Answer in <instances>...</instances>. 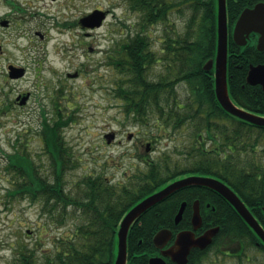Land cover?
<instances>
[{"label":"trees","instance_id":"1","mask_svg":"<svg viewBox=\"0 0 264 264\" xmlns=\"http://www.w3.org/2000/svg\"><path fill=\"white\" fill-rule=\"evenodd\" d=\"M260 1L264 0H227L230 30L244 8ZM129 4L140 19L135 32L108 54V63L118 72L114 95L123 101L127 120L132 118L135 124L156 128L158 136L186 128L187 138L157 158L147 155L143 158L146 168L135 165V171L123 182H113L102 174L85 175L70 191L63 174L74 163L70 164L71 150L63 130L73 117L62 116L57 108V117L42 118L40 135L50 162L48 171L37 158L39 154L36 157L28 149L15 146L6 153V170L13 177L8 193L43 203V213L47 212L48 217L41 233H47L53 224L61 228L69 216L79 220L65 235L53 236V248L41 254L35 247L20 244L10 264H115L121 218L170 180L190 173L221 178L264 225V162L257 154L264 126L224 110L215 94L214 71L203 68L207 60L216 57L217 0H129ZM173 10L183 20V31L166 26L162 46L155 51L150 28L169 20ZM250 36L247 46H239L229 38L228 89L238 106L264 116V90L259 84H248L245 78L251 63H264V51L256 47L258 35ZM158 65L159 71L153 72ZM180 84H185L184 94L178 91ZM194 190L187 187L170 195L134 223L128 234L130 264H147L149 256L158 252L152 237L162 227L176 230L178 205L182 200L192 203L197 196ZM213 192L208 193L216 198L218 193ZM201 198L207 197L201 194ZM224 201L225 216L221 213L222 202L216 203V220L211 224L219 225L220 230L212 244L205 250L192 249L187 264H203L210 250L222 253V247L232 242L241 247L239 264L247 248L264 254V244L255 231L234 206ZM207 223L205 219L204 227ZM190 225L185 219L179 223L180 227Z\"/></svg>","mask_w":264,"mask_h":264},{"label":"rangeland","instance_id":"2","mask_svg":"<svg viewBox=\"0 0 264 264\" xmlns=\"http://www.w3.org/2000/svg\"><path fill=\"white\" fill-rule=\"evenodd\" d=\"M16 1L25 10V17L19 19L21 13H17L18 24L0 33V264H10L16 248L23 243L35 247L38 254L53 248V236L65 235L79 220L69 216L61 228L53 224L47 233H41L48 217L43 213V203L8 193L13 177L6 170V153L15 146L28 149L36 157L39 154L37 158L48 171L50 162L40 135L42 118L57 117V108L62 116L73 117L63 130L71 150L70 164L74 163L63 174L70 191L85 175L102 174L113 182H123L135 171V165L146 168L143 158L147 155L157 158L164 151H173L188 135L183 128L158 136L156 128L127 120L123 101L114 95L118 72L108 63V54L135 32L140 19L129 0ZM96 8L108 12L100 28L89 31L73 23ZM6 11L5 7L3 14ZM168 19L150 28L155 51L162 46L166 26L183 31L184 23L176 10ZM24 30L31 40L22 35ZM36 30L47 31L49 42H41ZM10 63L24 66L26 74L10 78ZM159 69L158 65L152 71ZM76 72L77 76H72ZM178 88L185 93V84ZM22 95H28L24 104L18 98ZM111 131L117 132V138L108 143L105 134ZM130 133L134 134L132 138L128 137ZM147 141L151 142L148 153ZM259 143L257 154L264 162V136ZM227 245L235 247L233 242ZM241 255L242 264H264V254L255 248H247ZM239 258L215 249L208 252L203 264H239Z\"/></svg>","mask_w":264,"mask_h":264},{"label":"water","instance_id":"3","mask_svg":"<svg viewBox=\"0 0 264 264\" xmlns=\"http://www.w3.org/2000/svg\"><path fill=\"white\" fill-rule=\"evenodd\" d=\"M227 0H217V52L215 58H210L206 61L203 68L206 71L214 70L215 94L221 106L228 113L238 117L239 119L248 121L252 124L264 126V116L250 112L238 106L232 99L228 89V54H229V22L227 12ZM107 17V12L100 9H95L90 13L81 17L80 22L83 27H100L102 21ZM258 35L256 47L258 51H264V1L255 3L252 7L244 8L237 18L232 30V39L239 46H247L251 39V34ZM246 75V82L251 85L260 84L264 90V63H251ZM9 76L11 78H19L25 75L26 68L9 64ZM77 72L72 76H77ZM20 103L24 104L28 95L19 96ZM108 143H111L116 137L114 131L105 134ZM133 137V133L128 135ZM150 142H147V152L150 150ZM199 185L209 187L220 195H222L239 213V215L257 234L260 241L264 244V225L251 213L247 204L238 193L232 190V187L225 183L220 178L204 175H188L182 178L175 179L157 191L146 196L136 203L127 213L121 218L119 228L117 229V256L115 264H128V234L133 224L152 206L167 199L170 195L185 188L187 186ZM186 202H182L179 211L175 216V223L178 224L182 218ZM196 201L194 205V213L192 214V228L184 229L177 233L173 243L168 245L173 233L168 228L159 229L153 237L156 247L161 249V255L151 256L148 264H167L166 257L175 261L177 264H187L188 257L194 247L205 249L213 241L215 234L218 233L220 227H210L204 233L197 234L196 231L202 226V216L200 207ZM264 213V206H263ZM167 246V247H166Z\"/></svg>","mask_w":264,"mask_h":264},{"label":"flooded vegetation","instance_id":"4","mask_svg":"<svg viewBox=\"0 0 264 264\" xmlns=\"http://www.w3.org/2000/svg\"><path fill=\"white\" fill-rule=\"evenodd\" d=\"M6 7V9H7V11H6V14H3V9ZM96 9H100V8H96ZM0 11H1V13H0V33H2V30H6V29H10L11 27H13L15 24H18V20L19 19H24V17H25V15H24V13H25V10H23V8L18 4V2L16 1V0H0ZM21 13V15H19L20 17H19V19H18V16H16L17 15V13ZM80 19H81V17L79 18V20H77V21H74L73 23H77L78 25H80L82 28H83V26H82V24L81 23H79L80 22ZM86 29H89V27H85ZM96 28H94V29H91V31H94ZM90 30V29H89ZM24 33L22 34L23 36H25V37H27L29 34L27 33V31L26 30H24L23 31ZM35 33H36V35L37 36H39L40 37V41L41 42H49V35H48V33H47V31H42V30H36L35 31ZM17 34H21V30H17ZM16 34V35H17ZM86 35H90L88 32L86 33ZM28 37H30L29 38V40H31L32 38H31V36H28ZM2 47V44H0V48ZM91 49H93V48H91ZM120 142V141H119ZM143 143V142H142ZM191 175H201V174H192V173H190ZM190 174H185V175H182V176H179L178 178H182V177H185V176H188V175H190ZM204 176H213V175H204ZM177 178V179H178ZM175 180V179H174ZM187 187H192V188H194V189H197V190H194L195 192H196V194H197V196L192 200V203H188V201L187 200H182L181 201V203H180V205H178L179 207H178V210H177V212L179 211V208H180V206H181V204H182V202H186L187 204H186V206H185V209H184V212H183V215H182V218H181V220H180V222L183 220V219H185L188 223H191V225H190V227L189 226H182V227H180L179 226V223L178 224H176L175 223V216H176V214H177V212H176V214L174 215V223L177 225L176 226V230H173L172 228H170V227H162V228H168V229H170L171 231H172V233H173V236H172V238L169 240V242H168V245L167 246H170V244L171 243H173V241L175 240V236L177 235V233L179 232V231H181V230H184V229H191L193 226H192V214L194 213V203L196 202V201H198V205H199V207H200V213H201V216H202V220H203V222H202V226L196 231V233L199 235V234H201V233H204V231L206 230V229H208V228H210V227H215V226H219V225H213V224H211L212 222H214L215 220H216V217L214 216V214L216 213V211H217V201L218 202H222V206H221V213H222V215L223 216H225L226 214V208H225V205L223 204V202H225L224 200H225V198L222 196V195H220L218 192H216L215 190H213V189H211V188H209V187H206V186H199V185H192V186H187ZM187 187H185V188H187ZM185 188H181L180 190H178V191H176V192H179V191H181V190H183V189H185ZM212 190V192L213 193H218V194H215V196H216V198H211L210 197V195H209V193L208 192H210ZM175 192V193H176ZM175 193H173V194H175ZM201 194H204V195H206V197L207 198H205V199H203V198H201ZM220 195V196H219ZM209 198V199H208ZM224 198V199H223ZM214 201V202H212V200ZM230 203V202H229ZM236 210V209H235ZM205 219H206V221L208 222L207 224V226L206 227H204V221H205ZM220 230V229H219ZM219 232V231H218ZM156 234V233H155ZM154 234V235H155ZM154 237V236H153ZM152 237V238H153ZM153 244H154V241H153ZM155 245V244H154ZM166 246V247H167ZM156 247V246H155ZM157 249H158V252H156V253H153V255H151L152 257L154 256V255H161V249L160 248H158V247H156ZM194 248H198V247H194ZM193 248V249H194ZM202 250V249H201ZM205 250V249H204ZM230 250H232V252L230 251ZM221 251H222V253L223 254H228V255H235V256H238L237 254H239V252H240V250L239 249H235V248H228V247H222V249H221ZM151 256H149V258L151 257ZM149 258H148V260H149ZM166 260H167V264H168V262L169 261H171V262H173V263H176L175 261H173V260H171L169 257H166ZM130 264V263H129ZM177 264V263H176Z\"/></svg>","mask_w":264,"mask_h":264}]
</instances>
